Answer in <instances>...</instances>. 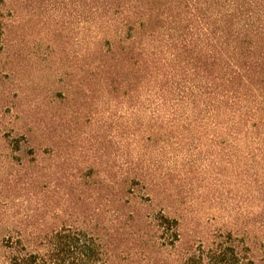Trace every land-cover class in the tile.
Wrapping results in <instances>:
<instances>
[{"label": "rangeland", "instance_id": "374dc122", "mask_svg": "<svg viewBox=\"0 0 264 264\" xmlns=\"http://www.w3.org/2000/svg\"><path fill=\"white\" fill-rule=\"evenodd\" d=\"M9 9L0 54V235L64 225L101 236L115 232L110 264H151L157 248L149 220L164 211L179 221L183 239H170L172 256L200 239L209 243L231 233L239 248L250 247L264 264L259 156L250 161L245 153L207 147L168 150L158 170L170 173L167 183L151 185L148 92H141L140 104L133 97L131 52L113 53L117 81L108 88L93 80L97 70L89 64V25L81 8ZM135 163L144 179L121 194L116 173ZM89 169L92 177L82 178ZM97 206L90 221L87 214ZM115 216L119 223L112 222ZM32 222L36 227L25 225Z\"/></svg>", "mask_w": 264, "mask_h": 264}, {"label": "trees", "instance_id": "16d2710c", "mask_svg": "<svg viewBox=\"0 0 264 264\" xmlns=\"http://www.w3.org/2000/svg\"><path fill=\"white\" fill-rule=\"evenodd\" d=\"M14 4L81 8L89 25V64L97 70L93 80L108 88L117 81L119 57L113 53L131 52L133 97L140 104L141 92H148L151 185L167 183L170 173L158 170L172 150L245 153L250 161L259 156L264 168V0H0V54ZM136 164L117 171L121 194L145 176ZM92 174L89 169L81 177ZM100 209L87 214L90 221ZM118 221V216L112 220ZM149 225L157 248L151 264H172V257L175 264H261L250 247L239 248L231 233L209 243L200 239L172 256L170 239L183 240L179 221L161 211L151 215ZM114 235L72 225L13 229L0 235V264H110Z\"/></svg>", "mask_w": 264, "mask_h": 264}]
</instances>
